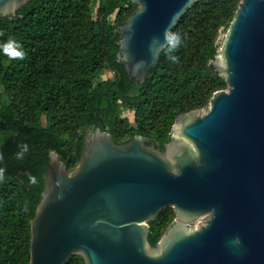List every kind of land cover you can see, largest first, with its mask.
<instances>
[{
    "label": "water",
    "instance_id": "95a60500",
    "mask_svg": "<svg viewBox=\"0 0 264 264\" xmlns=\"http://www.w3.org/2000/svg\"><path fill=\"white\" fill-rule=\"evenodd\" d=\"M26 1L0 0V15ZM132 1L116 59L142 82L165 29L198 0ZM210 62L227 88L178 114L164 150L96 127L72 170L49 151L28 264H264V0L239 1ZM166 206L175 217L152 246L148 222Z\"/></svg>",
    "mask_w": 264,
    "mask_h": 264
},
{
    "label": "trees",
    "instance_id": "16d2710c",
    "mask_svg": "<svg viewBox=\"0 0 264 264\" xmlns=\"http://www.w3.org/2000/svg\"><path fill=\"white\" fill-rule=\"evenodd\" d=\"M239 1L190 5L171 29L180 33L181 46L165 47L142 82L116 59L117 28L137 9L132 0H97L94 9L92 0H27L14 14L0 15V42L12 37L25 51L23 60L0 54V264L29 262L30 219L49 151L72 170L87 129L96 127L117 143L141 135L146 145L164 150L178 114L202 108L214 91L227 88L210 61ZM105 67L115 75L95 82ZM119 106L131 110L134 125L119 115ZM22 142L29 151L17 160ZM30 174L36 183H29ZM174 217L166 206L148 222L152 246ZM66 264L85 262L74 254Z\"/></svg>",
    "mask_w": 264,
    "mask_h": 264
},
{
    "label": "clouds",
    "instance_id": "9594fccd",
    "mask_svg": "<svg viewBox=\"0 0 264 264\" xmlns=\"http://www.w3.org/2000/svg\"><path fill=\"white\" fill-rule=\"evenodd\" d=\"M163 43L168 51H174L182 44V38L179 32L172 31L170 28H166L163 33ZM0 54L5 55L9 59L23 60L25 57V51L22 45L16 39L9 37L3 42H0ZM172 62L177 61L175 55L169 56ZM29 151V145L27 142H22L18 145V150L14 153L15 159L23 160L25 154ZM4 169L0 168V178L3 176ZM29 183H36V177L33 175L28 176ZM239 238L235 237L233 243H238Z\"/></svg>",
    "mask_w": 264,
    "mask_h": 264
},
{
    "label": "rangeland",
    "instance_id": "374dc122",
    "mask_svg": "<svg viewBox=\"0 0 264 264\" xmlns=\"http://www.w3.org/2000/svg\"><path fill=\"white\" fill-rule=\"evenodd\" d=\"M96 2H97V0H92V8L93 9L96 6ZM110 19H112V17H110ZM225 33H226V29H220V32H219V35H218V38H219L218 46H221L222 38H223ZM114 75H115V73H114V71L112 69H110L109 67H105L104 69H102L100 72H98L94 76V81L98 82L99 80H102L104 78H112ZM207 105H208V103H207ZM207 105H205V106H207ZM205 106H203V107H205ZM202 108H200V109H202ZM118 112H119V115L121 117H128L130 119L129 120V124L134 125V123L131 121L132 120L131 119L132 118V113H131L130 109H125L124 107L119 106ZM42 121H44L43 117H42ZM170 137H171V131L169 132V139H170Z\"/></svg>",
    "mask_w": 264,
    "mask_h": 264
},
{
    "label": "bare ground",
    "instance_id": "6f19581e",
    "mask_svg": "<svg viewBox=\"0 0 264 264\" xmlns=\"http://www.w3.org/2000/svg\"><path fill=\"white\" fill-rule=\"evenodd\" d=\"M203 112H204V110H200V111H199V114H200V113H203Z\"/></svg>",
    "mask_w": 264,
    "mask_h": 264
}]
</instances>
